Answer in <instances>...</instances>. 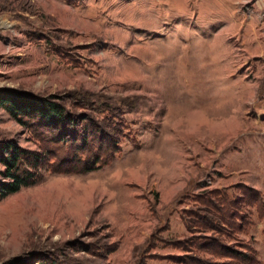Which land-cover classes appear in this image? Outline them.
<instances>
[{"label": "rangeland", "instance_id": "374dc122", "mask_svg": "<svg viewBox=\"0 0 264 264\" xmlns=\"http://www.w3.org/2000/svg\"><path fill=\"white\" fill-rule=\"evenodd\" d=\"M2 89L89 92L128 137L0 200V264L91 233L89 264H264V0H0ZM9 140L37 149L0 108Z\"/></svg>", "mask_w": 264, "mask_h": 264}, {"label": "trees", "instance_id": "16d2710c", "mask_svg": "<svg viewBox=\"0 0 264 264\" xmlns=\"http://www.w3.org/2000/svg\"><path fill=\"white\" fill-rule=\"evenodd\" d=\"M69 3L80 0H64ZM89 92L66 97L40 96L15 89L0 90V108L27 130L37 149L15 141H0V200L35 185L50 174H90L108 166L122 152L128 137L126 122L116 107L93 103ZM98 234L83 235L67 244L71 255L52 251L30 253L9 264H89L78 257L84 252L103 258L113 253L114 245L102 244ZM85 236L91 240L86 241ZM246 250V249H245ZM249 250V249H247ZM234 255L246 257L243 251Z\"/></svg>", "mask_w": 264, "mask_h": 264}]
</instances>
